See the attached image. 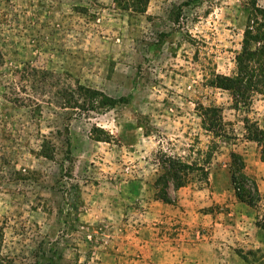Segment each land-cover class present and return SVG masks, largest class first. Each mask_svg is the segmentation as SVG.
<instances>
[{"label":"rangeland","instance_id":"rangeland-1","mask_svg":"<svg viewBox=\"0 0 264 264\" xmlns=\"http://www.w3.org/2000/svg\"><path fill=\"white\" fill-rule=\"evenodd\" d=\"M123 1L0 0V264H144L158 220L204 234L202 264H264V95L215 86L264 0ZM213 107L231 140L207 131ZM164 156L201 169L171 203Z\"/></svg>","mask_w":264,"mask_h":264},{"label":"trees","instance_id":"trees-1","mask_svg":"<svg viewBox=\"0 0 264 264\" xmlns=\"http://www.w3.org/2000/svg\"><path fill=\"white\" fill-rule=\"evenodd\" d=\"M134 2H136V0H124L122 6L131 10L130 5L134 4ZM236 64L237 71L235 76L230 78L218 77L215 86H221L223 89L230 91L238 107V105L242 103L247 104L249 98L255 94L264 95V9L262 8H254L250 13L247 26L243 33L242 49L236 57ZM221 115L222 112L219 108L213 107L206 109L204 113V123H207V131L213 133L214 136L219 139L231 140L232 137H230L228 131L225 129ZM253 128H255V126H253ZM255 130H257V128H255ZM249 139L262 144L260 133L259 135H254V133L251 132L249 134ZM40 155L46 159H53V149L51 148V142L47 138H44L40 145ZM231 157L233 160L235 158L239 160L238 164L235 162L238 171L232 174V184L236 190H245H243L244 194L242 195L245 202H247L249 206L254 207L256 206V202L260 200V193L257 185L243 174V161L233 153ZM159 163L165 172V179L163 178L164 192L171 186L175 191L183 188L187 183L189 174L197 169L196 164L187 165L177 158L169 156L161 157ZM248 183L252 186L249 187ZM159 198L166 203H171L169 194L166 192L164 195H159ZM258 252H260V250ZM249 254L255 255L256 253L251 251Z\"/></svg>","mask_w":264,"mask_h":264},{"label":"crops","instance_id":"crops-1","mask_svg":"<svg viewBox=\"0 0 264 264\" xmlns=\"http://www.w3.org/2000/svg\"><path fill=\"white\" fill-rule=\"evenodd\" d=\"M167 221L171 222V218H167ZM163 227L158 220L157 228H153L152 243H148L147 240H141V251L144 253V264H166L164 261L170 262V257L175 260H182L178 264H202V262L196 257L201 245H204L205 236L201 232L194 231L189 233L185 232V235L179 240L173 237V240H169L166 234H163ZM156 236V238H154ZM180 236V235H179ZM150 256H146V255Z\"/></svg>","mask_w":264,"mask_h":264}]
</instances>
